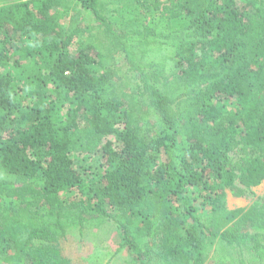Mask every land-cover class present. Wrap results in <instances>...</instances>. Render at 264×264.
I'll use <instances>...</instances> for the list:
<instances>
[{
    "label": "trees",
    "instance_id": "obj_1",
    "mask_svg": "<svg viewBox=\"0 0 264 264\" xmlns=\"http://www.w3.org/2000/svg\"><path fill=\"white\" fill-rule=\"evenodd\" d=\"M121 52L153 126L112 87ZM237 180L264 181V0H0V264H72L70 230L108 221L131 264H264Z\"/></svg>",
    "mask_w": 264,
    "mask_h": 264
},
{
    "label": "rangeland",
    "instance_id": "obj_2",
    "mask_svg": "<svg viewBox=\"0 0 264 264\" xmlns=\"http://www.w3.org/2000/svg\"><path fill=\"white\" fill-rule=\"evenodd\" d=\"M84 24L96 25L91 13L82 14ZM77 43L73 46L75 49ZM112 73L113 89L134 106L144 109L143 126H153L159 115L148 95H137L141 77L132 69L130 61L124 53H118L106 60ZM141 101V102H140ZM139 103V104H138ZM240 156V155H239ZM82 170L86 178H92L90 171H97L99 162L96 158L82 161ZM239 172V171H238ZM89 175V176H88ZM227 205L229 208H248L256 201L264 202V181L258 186L245 187L237 180L233 187L226 188ZM114 222H106L99 228H73L68 236L61 241L62 254L72 260V264H131V252L122 245L121 236ZM38 244V242H36ZM216 258L212 252L206 259V264H215Z\"/></svg>",
    "mask_w": 264,
    "mask_h": 264
}]
</instances>
